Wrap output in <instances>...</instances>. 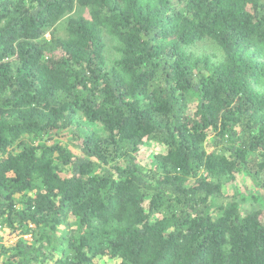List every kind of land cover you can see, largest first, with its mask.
<instances>
[{
  "label": "trees",
  "instance_id": "16d2710c",
  "mask_svg": "<svg viewBox=\"0 0 264 264\" xmlns=\"http://www.w3.org/2000/svg\"><path fill=\"white\" fill-rule=\"evenodd\" d=\"M0 224V264H264V0H0Z\"/></svg>",
  "mask_w": 264,
  "mask_h": 264
},
{
  "label": "rangeland",
  "instance_id": "374dc122",
  "mask_svg": "<svg viewBox=\"0 0 264 264\" xmlns=\"http://www.w3.org/2000/svg\"><path fill=\"white\" fill-rule=\"evenodd\" d=\"M88 12L86 9L83 8H76L74 10V12L69 15L64 17L63 19H61L57 25H56V35L60 36V37H65L66 36V31H65V26H66V22L68 20V18L70 16H79V15H86L87 16ZM47 38L50 39L51 35L48 34ZM107 55L109 58L113 57V51H112V41L111 40H107ZM194 53L196 54H213L216 55L217 57L221 56V51L219 49V47L211 40L206 39L202 42H200L198 45H196L195 47H193L191 49ZM157 152V148L156 146L152 145V144H145L139 151L138 153V164L139 166L144 170V171H148L149 169L152 168L153 166V155ZM252 188V185L250 183V181H247L244 177L237 175L234 178H232L230 181H228L227 185H226V192L228 194H233L236 191H240V192H245V191H249V189ZM256 194H258V192H255ZM226 203L225 200L221 199L219 201L220 205H224ZM242 208L244 211H250V210H257L262 208V204H260V202H256L253 200H249L248 202H246L245 204L242 205ZM4 236L5 237V241L8 244L14 243L17 241V239L19 238L18 236H7V233L5 234V231H1L0 232V237Z\"/></svg>",
  "mask_w": 264,
  "mask_h": 264
},
{
  "label": "built area",
  "instance_id": "2783aa9c",
  "mask_svg": "<svg viewBox=\"0 0 264 264\" xmlns=\"http://www.w3.org/2000/svg\"><path fill=\"white\" fill-rule=\"evenodd\" d=\"M2 229H3V228H2V225L0 224V232L2 231Z\"/></svg>",
  "mask_w": 264,
  "mask_h": 264
}]
</instances>
